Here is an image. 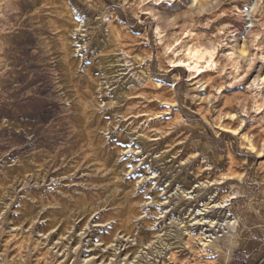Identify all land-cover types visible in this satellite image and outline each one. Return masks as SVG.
Segmentation results:
<instances>
[{"label":"rangeland","instance_id":"374dc122","mask_svg":"<svg viewBox=\"0 0 264 264\" xmlns=\"http://www.w3.org/2000/svg\"><path fill=\"white\" fill-rule=\"evenodd\" d=\"M263 254L264 0H0V264Z\"/></svg>","mask_w":264,"mask_h":264},{"label":"water","instance_id":"95a60500","mask_svg":"<svg viewBox=\"0 0 264 264\" xmlns=\"http://www.w3.org/2000/svg\"><path fill=\"white\" fill-rule=\"evenodd\" d=\"M255 264H264V254L260 257V259Z\"/></svg>","mask_w":264,"mask_h":264},{"label":"bare ground","instance_id":"6f19581e","mask_svg":"<svg viewBox=\"0 0 264 264\" xmlns=\"http://www.w3.org/2000/svg\"><path fill=\"white\" fill-rule=\"evenodd\" d=\"M190 224H191V222H190ZM190 227H191L192 229H193V228H196V229H197V228H202V226H194V225H191ZM192 229H191V230H192Z\"/></svg>","mask_w":264,"mask_h":264}]
</instances>
